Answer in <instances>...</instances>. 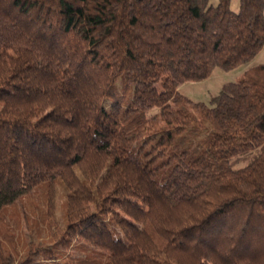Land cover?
I'll use <instances>...</instances> for the list:
<instances>
[{
	"label": "trees",
	"instance_id": "obj_1",
	"mask_svg": "<svg viewBox=\"0 0 264 264\" xmlns=\"http://www.w3.org/2000/svg\"><path fill=\"white\" fill-rule=\"evenodd\" d=\"M263 47L264 0H0V264H264V63L179 89ZM39 186L47 238L12 252Z\"/></svg>",
	"mask_w": 264,
	"mask_h": 264
},
{
	"label": "rangeland",
	"instance_id": "obj_2",
	"mask_svg": "<svg viewBox=\"0 0 264 264\" xmlns=\"http://www.w3.org/2000/svg\"><path fill=\"white\" fill-rule=\"evenodd\" d=\"M217 1L210 0V3L215 5ZM231 10L233 12L238 11V0H231ZM263 63L264 47L248 64L229 72L215 69L204 81L182 85L179 88L180 93L193 102L208 103L211 96L216 95L221 89H226L229 83L236 82L241 78L245 70ZM44 189L43 186L33 189L27 196L19 199L14 207H9L5 209L4 213H1L3 223L14 236L13 248L6 243V247L12 252H22V243L30 238L35 239L36 242L47 238L42 220V210L45 203ZM54 189L55 219L59 227L64 229L66 227L65 201L68 190L59 178L54 182Z\"/></svg>",
	"mask_w": 264,
	"mask_h": 264
}]
</instances>
